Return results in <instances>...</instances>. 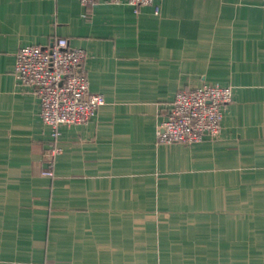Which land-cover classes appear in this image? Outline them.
<instances>
[{
	"label": "crops",
	"instance_id": "1",
	"mask_svg": "<svg viewBox=\"0 0 264 264\" xmlns=\"http://www.w3.org/2000/svg\"><path fill=\"white\" fill-rule=\"evenodd\" d=\"M63 36L105 101L54 136L12 71ZM208 81L233 90L220 134L158 144ZM0 264H264V0H0Z\"/></svg>",
	"mask_w": 264,
	"mask_h": 264
},
{
	"label": "built area",
	"instance_id": "2",
	"mask_svg": "<svg viewBox=\"0 0 264 264\" xmlns=\"http://www.w3.org/2000/svg\"><path fill=\"white\" fill-rule=\"evenodd\" d=\"M92 5L98 0H78ZM120 2V0H111ZM152 0H124L135 11ZM85 50L68 43V39L55 37L46 44L20 46L14 55L13 77L17 83L34 92L39 99V113L52 134H59V126L82 124L90 120L104 96L89 90V80L83 69ZM168 110L156 131L158 144H192L207 138H216L221 132V118L232 100L231 86L218 82H203L198 87L176 91ZM48 146L47 164L58 150ZM44 175L52 170L43 169Z\"/></svg>",
	"mask_w": 264,
	"mask_h": 264
}]
</instances>
